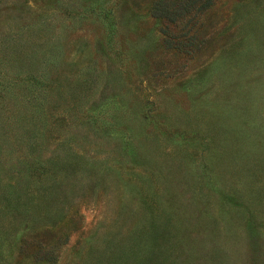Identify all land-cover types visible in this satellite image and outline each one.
I'll use <instances>...</instances> for the list:
<instances>
[{
  "label": "rangeland",
  "instance_id": "obj_1",
  "mask_svg": "<svg viewBox=\"0 0 264 264\" xmlns=\"http://www.w3.org/2000/svg\"><path fill=\"white\" fill-rule=\"evenodd\" d=\"M0 264H264V0H0Z\"/></svg>",
  "mask_w": 264,
  "mask_h": 264
}]
</instances>
